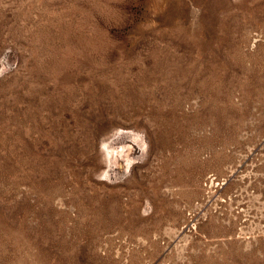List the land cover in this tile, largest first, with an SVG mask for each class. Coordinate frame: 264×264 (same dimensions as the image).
Returning <instances> with one entry per match:
<instances>
[{
    "label": "rangeland",
    "instance_id": "obj_1",
    "mask_svg": "<svg viewBox=\"0 0 264 264\" xmlns=\"http://www.w3.org/2000/svg\"><path fill=\"white\" fill-rule=\"evenodd\" d=\"M0 264H264V0H0Z\"/></svg>",
    "mask_w": 264,
    "mask_h": 264
}]
</instances>
